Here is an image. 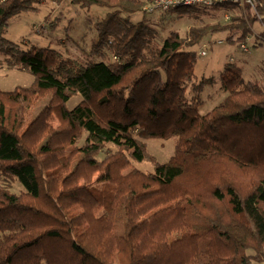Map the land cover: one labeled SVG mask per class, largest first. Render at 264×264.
Wrapping results in <instances>:
<instances>
[{
    "label": "trees",
    "instance_id": "1",
    "mask_svg": "<svg viewBox=\"0 0 264 264\" xmlns=\"http://www.w3.org/2000/svg\"><path fill=\"white\" fill-rule=\"evenodd\" d=\"M48 1L64 0H0V65L34 76L27 87L0 90V264L264 262V83L227 61L225 96L200 114L212 79H195L194 50L215 33L244 41L255 22L260 40L249 47L263 45L264 0L168 9L72 0L108 9L90 49L79 48L84 61L3 37L11 17ZM240 1L242 10L222 21L158 41L165 12L199 19ZM156 11L153 24L146 13ZM75 94L81 100L70 109ZM171 137L173 154L157 162L145 141ZM144 160L152 172L132 166Z\"/></svg>",
    "mask_w": 264,
    "mask_h": 264
},
{
    "label": "rangeland",
    "instance_id": "2",
    "mask_svg": "<svg viewBox=\"0 0 264 264\" xmlns=\"http://www.w3.org/2000/svg\"><path fill=\"white\" fill-rule=\"evenodd\" d=\"M241 7L240 1L232 10L211 11V14H203L199 19L190 18L188 15L178 13L175 10L165 12L162 15V20H160V11L153 14L146 13V18L153 24L160 20L156 26L159 30L158 41L161 43L173 31H177L183 36L190 27L200 26L205 22L222 21L232 13L240 12ZM107 11L106 7L99 6H91L88 9L82 8L76 1L72 0H64L59 4L50 1L43 2L36 4L33 9L11 17L3 37L20 44L24 49L30 45L50 47L60 51L64 56L84 61L86 59L79 48L86 51L90 49L96 40L95 22L103 18ZM131 18L137 21L142 19V15L134 14ZM54 20L57 21V24L50 27ZM261 29L259 22L253 24V33L248 35L246 41L247 50L239 45L243 40L216 44L214 40L225 39L224 33L211 34L202 40V44L205 41L208 43V48L206 55H198L196 58L195 79L211 78L212 82L206 85L201 93L202 104L198 109L200 114L210 110L225 96V92L219 83V74L227 61H231L241 68L245 80L264 83V44L258 47H249V44L259 42L260 39L257 38ZM199 46L194 47V50L199 49ZM33 80L34 76L29 71L8 68L5 64L0 65V90L10 91L17 86L27 87ZM80 100L81 96L75 94L67 101L66 106L71 109ZM51 123L53 126L58 124L54 117L51 119ZM145 142L148 153L157 162H166L173 154L175 145V138L173 137L167 139L152 138ZM132 166L144 172L153 171V163L148 160L133 161ZM6 182L13 191L21 190V185L16 180L8 179ZM251 264H264V262H252Z\"/></svg>",
    "mask_w": 264,
    "mask_h": 264
},
{
    "label": "built area",
    "instance_id": "3",
    "mask_svg": "<svg viewBox=\"0 0 264 264\" xmlns=\"http://www.w3.org/2000/svg\"><path fill=\"white\" fill-rule=\"evenodd\" d=\"M217 0H152V3L156 7H160L163 9H168L170 7H175L179 5H202V6H209L213 4ZM217 43H221V40H218ZM244 50H247L246 45H241ZM207 45L203 43L200 48L198 49L197 54L199 56L206 55Z\"/></svg>",
    "mask_w": 264,
    "mask_h": 264
},
{
    "label": "bare ground",
    "instance_id": "4",
    "mask_svg": "<svg viewBox=\"0 0 264 264\" xmlns=\"http://www.w3.org/2000/svg\"><path fill=\"white\" fill-rule=\"evenodd\" d=\"M218 40H221V43H225L226 42V40L225 39H216V40H214V42L216 43V44H221V43H217V41ZM248 40V35L247 36H245V38H244V41H242L239 45H240V47H241V45L243 44V45H246V41ZM204 43H206V45H207V48H208V43L205 41ZM202 45V43H200V46ZM200 46H199V48H200ZM247 46V45H246ZM242 48V47H241Z\"/></svg>",
    "mask_w": 264,
    "mask_h": 264
}]
</instances>
